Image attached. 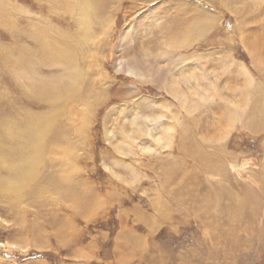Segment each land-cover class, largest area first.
<instances>
[{"label":"rangeland","instance_id":"374dc122","mask_svg":"<svg viewBox=\"0 0 264 264\" xmlns=\"http://www.w3.org/2000/svg\"><path fill=\"white\" fill-rule=\"evenodd\" d=\"M262 90L264 0H0V264H264Z\"/></svg>","mask_w":264,"mask_h":264},{"label":"bare ground","instance_id":"6f19581e","mask_svg":"<svg viewBox=\"0 0 264 264\" xmlns=\"http://www.w3.org/2000/svg\"><path fill=\"white\" fill-rule=\"evenodd\" d=\"M236 10H237V8H236ZM235 20V19H234ZM210 22H211V20H210ZM243 27V26H242ZM239 30V29H238ZM238 32V31H237ZM247 34V33H246ZM236 35H238V33L236 34ZM239 36H240V34H239ZM243 34H242V43L244 44V38H243ZM237 37V36H236ZM244 46H245V44H244ZM256 64H257V66L259 67L261 64L259 63V62H257L256 61ZM124 67V66H123ZM122 67V68H123ZM126 68V72H127V74H129V75H132V76H136V74L133 72V70L131 69V67H125ZM243 68V67H242ZM121 70V69H120ZM124 70V69H123ZM243 70V69H242ZM125 72V71H124ZM244 73L246 74V76L248 77L247 78V84H248V86L250 87V86H252L253 84H254V80L248 75L249 73L247 72L246 73V71L244 70ZM138 76H141L139 73L137 74ZM244 75V74H243ZM246 76H245V78H246ZM145 78V77H144ZM260 92V91H259ZM262 92H263V90H262ZM256 93V92H255ZM264 93V92H263ZM263 93H261V96H262V94ZM259 96V95H258ZM260 96V97H261ZM262 97H264V96H262ZM204 99V96L203 95H200V96H198V99H197V101L198 100H203ZM185 100V99H184ZM194 102H195V99H192L191 100V105H190V107L192 108V106H193V104H194ZM234 106V105H233ZM262 106H264V98H263V100H262ZM196 109V108H195ZM47 127H45L44 129H39L38 130V132L36 133V134H34V133H32V132H30V134L31 135H29L30 137V140H29V142H28V145H27V147H26V149H25V155L23 156V158H22V162L21 163H19L18 164V167H17V171H20L19 173H26V176H27V179H29L30 178V174H31V171H32V168H33V163H34V160H35V158H36V156H37V154H38V152H39V150H40V148H41V144H42V138H43V133H44V131H45V129H46ZM124 143H126V144H128L129 145V143H127V141H125ZM157 143V145H160L159 144V141H157L156 142ZM115 150L116 151H119V144H116V146H115ZM122 151V150H121ZM120 151V152H121ZM20 179L18 178V181H19Z\"/></svg>","mask_w":264,"mask_h":264}]
</instances>
